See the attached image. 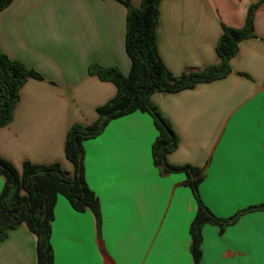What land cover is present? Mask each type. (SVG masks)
<instances>
[{"label": "crops", "instance_id": "crops-1", "mask_svg": "<svg viewBox=\"0 0 264 264\" xmlns=\"http://www.w3.org/2000/svg\"><path fill=\"white\" fill-rule=\"evenodd\" d=\"M258 2L162 0L157 49L166 68L180 77L217 65L224 27L243 28ZM126 21L119 0H14L0 11V52L41 76L21 88L12 121L0 127V157L20 174L25 163L74 174L65 155L70 128L95 123L97 109L117 94L91 68L130 71ZM253 33L238 44L226 77L151 98L178 137L168 163L201 170V199L220 219L264 206V4ZM157 135L151 115L136 111L84 142L99 218L58 197L54 264H195L197 202L186 172L166 174L154 164ZM4 183L0 176V194ZM36 245L25 225L11 230L0 242V264H37ZM200 250L199 264H264V210L243 213L223 231L205 225Z\"/></svg>", "mask_w": 264, "mask_h": 264}, {"label": "trees", "instance_id": "trees-1", "mask_svg": "<svg viewBox=\"0 0 264 264\" xmlns=\"http://www.w3.org/2000/svg\"><path fill=\"white\" fill-rule=\"evenodd\" d=\"M13 1L0 0V11ZM119 1L127 8L126 53L131 62L130 71L124 76L115 67L91 68L92 74L103 81L112 82L117 94L97 109L98 119L95 123L89 126L75 124L70 128L65 142V155L74 166V174L62 170L59 164L44 166L30 163L24 164L20 174L11 163L0 157V176L5 179L0 194V242L8 238L11 230L25 225L37 238V264H54L51 238L58 197L67 199L75 211L82 213L90 209L99 218V201L88 186L85 176L84 142L100 136L111 121L136 111L150 114L158 132L152 147L154 164L166 174L183 171L188 176L186 184L197 202V212L190 227L195 264L200 262L202 228L205 225H216L223 231L243 213L264 210V206H258L228 219L216 217L203 203L199 193L203 179L201 170L168 163L167 156L178 148V137L151 101L156 93H177L200 83L226 77L231 71L230 60L237 53L238 44L254 36V15L264 0L250 7L243 28L224 27L216 47L220 58L217 65L180 77L174 76L166 68L157 49V26L162 0H142L140 8L132 6L130 0ZM31 78L40 79L41 76L22 62L12 60L0 52V127L12 121L20 90Z\"/></svg>", "mask_w": 264, "mask_h": 264}, {"label": "rangeland", "instance_id": "rangeland-1", "mask_svg": "<svg viewBox=\"0 0 264 264\" xmlns=\"http://www.w3.org/2000/svg\"><path fill=\"white\" fill-rule=\"evenodd\" d=\"M106 129V128H105ZM104 132V131H103ZM84 146V145H83ZM85 150V149H84Z\"/></svg>", "mask_w": 264, "mask_h": 264}]
</instances>
